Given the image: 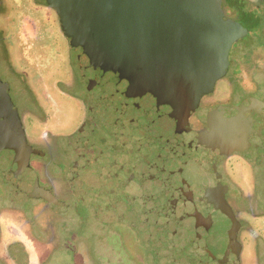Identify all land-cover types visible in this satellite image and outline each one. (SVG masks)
Listing matches in <instances>:
<instances>
[{"label":"flooded vegetation","instance_id":"obj_1","mask_svg":"<svg viewBox=\"0 0 264 264\" xmlns=\"http://www.w3.org/2000/svg\"><path fill=\"white\" fill-rule=\"evenodd\" d=\"M222 9L249 30L247 45L202 98L189 131H178L151 96L129 98L113 75L85 64L44 0H0V55L27 94L30 104L17 106L38 151L21 174L13 152L0 153V201L11 203L0 210L49 209L55 225L45 237L61 242L85 240L90 222L130 227L124 220L134 216V264H235L236 230L239 264H264V134L226 154L198 139L219 107L264 103V0H222ZM12 227L0 228L6 241L22 238ZM122 233L105 234L118 245ZM99 255L98 264L114 262Z\"/></svg>","mask_w":264,"mask_h":264},{"label":"water","instance_id":"obj_2","mask_svg":"<svg viewBox=\"0 0 264 264\" xmlns=\"http://www.w3.org/2000/svg\"><path fill=\"white\" fill-rule=\"evenodd\" d=\"M44 1L56 12L64 35L81 51L85 64L113 75L129 98L151 96L178 131H189V118L202 98L229 74L234 45L249 34L241 23L226 17L222 0ZM0 60L4 75L0 73V153L12 151V167L21 174L38 151L28 143L13 101L20 86L6 72L1 55ZM253 134H264V103L248 99L212 111L198 139L226 154L245 150ZM37 187L36 183L32 197H38ZM43 197L58 202L50 192ZM237 244L235 230L230 243L235 264Z\"/></svg>","mask_w":264,"mask_h":264},{"label":"rangeland","instance_id":"obj_3","mask_svg":"<svg viewBox=\"0 0 264 264\" xmlns=\"http://www.w3.org/2000/svg\"><path fill=\"white\" fill-rule=\"evenodd\" d=\"M244 40L234 45L231 56L235 57L247 45V42ZM1 64L2 62L0 60V73L3 75ZM6 69L8 74H12L7 66ZM12 96L13 101L18 106L26 107L30 104L22 86L18 93ZM64 114L66 116L67 112ZM81 115L83 117L82 111L76 107L72 118L76 122H79ZM0 206L4 207L1 203ZM124 208L123 206L122 209ZM52 219L55 218H52L50 210H46L43 207L34 209L29 215L11 209L0 210V228L8 225L13 226L14 230L22 237L17 239V241H6L4 239L5 236H2L0 232V264H98L95 259V253L100 254L102 260L105 258L114 261L111 263L107 262L106 264H134L131 260L134 256V233L132 232L134 230V216H126L124 220L127 224H130V227L115 226L111 228L90 222L82 230V235L85 237V240H75L73 237L67 236L65 239L67 240L66 242L59 241L56 233L53 239L47 238V236L45 237L44 231H47L49 228L52 229L51 227L55 225ZM111 229L122 231V235L124 234L122 240L124 239L126 242L124 243L123 240L118 245L116 241L109 242L110 240L105 233L106 231H111ZM4 232L6 233V229H4ZM98 232H101V234H98ZM98 235L101 236L98 237ZM13 244L16 245L12 249H8V246ZM125 244L128 249H126ZM113 246L116 249H112ZM94 247L99 252H95Z\"/></svg>","mask_w":264,"mask_h":264}]
</instances>
